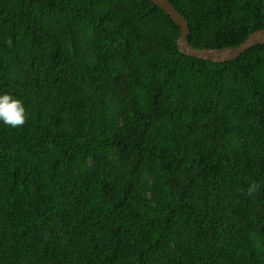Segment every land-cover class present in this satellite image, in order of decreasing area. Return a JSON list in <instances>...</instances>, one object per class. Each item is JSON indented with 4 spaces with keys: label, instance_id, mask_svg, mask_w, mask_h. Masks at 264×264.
I'll use <instances>...</instances> for the list:
<instances>
[{
    "label": "trees",
    "instance_id": "1",
    "mask_svg": "<svg viewBox=\"0 0 264 264\" xmlns=\"http://www.w3.org/2000/svg\"><path fill=\"white\" fill-rule=\"evenodd\" d=\"M196 48L264 0H170ZM152 0H0V264H264V44L182 53Z\"/></svg>",
    "mask_w": 264,
    "mask_h": 264
},
{
    "label": "water",
    "instance_id": "2",
    "mask_svg": "<svg viewBox=\"0 0 264 264\" xmlns=\"http://www.w3.org/2000/svg\"><path fill=\"white\" fill-rule=\"evenodd\" d=\"M157 6L161 7L172 20L180 27L181 33L177 40L178 49L185 55L201 58L213 62H227L239 57L250 48L264 44V28L252 32L243 43L234 47L221 48H196L188 40L189 24L172 4L170 0H152Z\"/></svg>",
    "mask_w": 264,
    "mask_h": 264
},
{
    "label": "clouds",
    "instance_id": "3",
    "mask_svg": "<svg viewBox=\"0 0 264 264\" xmlns=\"http://www.w3.org/2000/svg\"><path fill=\"white\" fill-rule=\"evenodd\" d=\"M26 120L23 102L8 92L0 93V122L10 127L22 126Z\"/></svg>",
    "mask_w": 264,
    "mask_h": 264
}]
</instances>
